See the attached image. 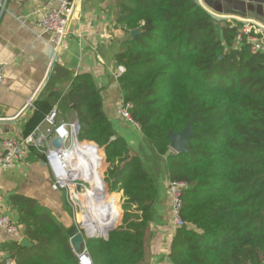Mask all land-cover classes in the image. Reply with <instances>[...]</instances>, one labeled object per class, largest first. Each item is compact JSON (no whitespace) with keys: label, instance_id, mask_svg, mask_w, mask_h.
Wrapping results in <instances>:
<instances>
[{"label":"trees","instance_id":"1","mask_svg":"<svg viewBox=\"0 0 264 264\" xmlns=\"http://www.w3.org/2000/svg\"><path fill=\"white\" fill-rule=\"evenodd\" d=\"M116 16L129 35L116 65L126 69L119 84L134 122L162 156L170 150L169 132L188 124L194 131L190 152L167 158L171 179L188 184L182 208L186 227L176 231L170 259L264 264V52L252 53L247 37L238 47V27L216 25L192 0H122ZM133 31H139L135 38ZM35 107V126L54 107L60 115L75 113L84 140L79 142L99 149L101 157L87 149L96 170L105 161L110 193L108 156L89 141L105 147L116 165L117 188L124 195L119 227L118 195L106 196L93 163L85 175L98 188L99 195L90 190L101 216L117 222L108 241L87 242L93 264H141L156 189L138 154L106 117L93 76H77L66 92L54 91ZM16 199L26 210L27 200ZM26 220L31 233L45 239L18 256L17 264H80L64 226L48 211L33 209Z\"/></svg>","mask_w":264,"mask_h":264},{"label":"crops","instance_id":"2","mask_svg":"<svg viewBox=\"0 0 264 264\" xmlns=\"http://www.w3.org/2000/svg\"><path fill=\"white\" fill-rule=\"evenodd\" d=\"M121 1L80 0L55 60L51 37L40 28L36 15L37 11L49 8V0L0 1V64L6 66L5 78L0 84V154L4 139L25 137L27 131L30 130V134L42 122L35 126L32 119L36 102L47 101L54 91L66 92L77 76L92 75L101 92L106 117L115 132L138 154L156 189L151 222L143 240L144 258L141 264H173L169 256L176 232L173 230L168 186L171 177L166 155L157 152L140 126L126 121L118 113L123 104V92L119 80L115 78L118 68L116 58L122 44L129 38L127 30L117 23L116 12ZM202 2L218 15L264 26V0ZM229 22L238 29L243 25L237 21ZM261 35L260 42L264 47V32ZM236 45L241 46L239 43ZM29 104L31 106L26 110ZM69 115H73L72 118ZM77 119L74 112L60 115L61 121ZM34 150L28 152L23 164L12 169L0 168V204L4 213L20 227L18 235L0 230V264L16 261L18 256L29 252L26 249L45 239L42 235L31 233L26 220L29 211H48L64 226L66 234L69 228L78 223L69 192L52 188L55 181L53 172L45 156L40 153L44 158L40 157ZM75 177L78 176L71 175L68 180ZM90 191L87 190L85 194H93ZM119 192L124 197L123 192ZM73 194L77 196L79 192L74 190ZM16 198L27 200L26 210H22ZM24 238L33 246L23 247L21 242ZM89 240L93 239L86 241L87 253Z\"/></svg>","mask_w":264,"mask_h":264},{"label":"built area","instance_id":"3","mask_svg":"<svg viewBox=\"0 0 264 264\" xmlns=\"http://www.w3.org/2000/svg\"><path fill=\"white\" fill-rule=\"evenodd\" d=\"M79 2L80 0H49V8L47 10H39L36 12L38 25L45 34L51 37L54 52H58L63 40L66 38L69 32V24ZM262 32L264 31L259 26L251 24L242 25L237 36L238 42H241L244 37H247L248 43L251 45L252 53L264 52V48L257 38V35ZM5 71L6 66L0 64V84L4 81ZM125 73V67L119 66L116 70L115 78L120 80ZM131 108V104L123 102L118 113L123 119L139 127L132 119L129 111ZM81 131L82 127L78 119L74 121H61L59 110L57 107H54L29 135L25 137H10L2 141L0 168L4 170L12 169L18 164H23L27 159L28 152L35 149L45 156L53 172L55 181L52 188L56 191L68 190L72 199L71 189H75L76 185L72 183V180H68V176H64L68 174V167L64 163L63 156L73 151L75 143L79 141ZM57 138L63 141L61 148H55L53 146V141ZM168 186L171 194L173 230L175 233L178 229L186 227V222L182 216V208L183 194L188 188V184L185 181L170 179ZM0 230L10 235H18L20 233V227L11 216L4 213L1 204ZM86 253L85 251L78 256L80 264V257L87 256ZM9 264L17 263L14 260H10ZM91 264H93L92 261Z\"/></svg>","mask_w":264,"mask_h":264},{"label":"bare ground","instance_id":"4","mask_svg":"<svg viewBox=\"0 0 264 264\" xmlns=\"http://www.w3.org/2000/svg\"><path fill=\"white\" fill-rule=\"evenodd\" d=\"M95 150L98 151L97 149ZM63 160L64 163H66L65 165L68 167V174L64 176H68V178L71 175L78 176L70 180L85 179L88 184H91L88 179L83 178L81 176L83 175V173V176H85L91 171L92 163L94 164L93 174L99 176L100 172L102 173V169L101 171L100 168H97L96 170V163L88 154L86 148L82 147V144L79 141L75 143L73 151H70L69 153L63 156ZM103 186H106L105 183H103ZM72 190L74 191L73 188ZM73 191L71 194L73 202L79 207L78 222L88 232V234L90 233V229L92 228L96 230L98 234L108 238L110 233L114 230L115 225H112L111 221L106 220L101 216L97 207V199L95 192L92 191L93 194H85L79 192V195L76 196L73 194Z\"/></svg>","mask_w":264,"mask_h":264},{"label":"water","instance_id":"5","mask_svg":"<svg viewBox=\"0 0 264 264\" xmlns=\"http://www.w3.org/2000/svg\"><path fill=\"white\" fill-rule=\"evenodd\" d=\"M197 6L201 7L203 10H205L209 16L212 18L213 22L218 25L222 22H229V21H237L239 23H242L243 25L245 24H251V25H255V26H259L263 29L264 31V26H260L259 24L255 23V22H251V21H243V20H238L236 18H231L229 16H221L218 15L214 12H212L211 10H209L202 2V0H192ZM139 34V31H133L131 33L132 38H135L137 35ZM262 44V42L260 43ZM54 60L56 59V56ZM31 105H27L26 106V110L30 107ZM194 135V131L191 127L190 124H188L186 126V128H184L183 130H181L180 132H169L168 137L170 139V150L167 152L166 154V158H168L172 153H176V154H180V153H189V146H190V141L191 138ZM63 145V141L60 138H57L53 141V146L55 148H61ZM46 164V163H44ZM73 201V199H72ZM83 229V230H82ZM67 236L70 238V243L72 245V248L75 252V254L77 256H80L81 254H83L86 250H85V245H86V241L87 239H103L105 241H108L111 236L107 237H100V236H91L88 234V232L78 223H76L75 225H73L71 228H69L67 230ZM21 245L23 247H32L33 244L29 242V240L27 238H24L21 242ZM86 255L89 257V254L86 253ZM89 259H91L89 257ZM92 261V260H91Z\"/></svg>","mask_w":264,"mask_h":264},{"label":"rangeland","instance_id":"6","mask_svg":"<svg viewBox=\"0 0 264 264\" xmlns=\"http://www.w3.org/2000/svg\"><path fill=\"white\" fill-rule=\"evenodd\" d=\"M261 34H263V32L261 33ZM261 34H259V35H257V38L259 39V41H261V39H260V36H262ZM237 41H238V39H237ZM239 44L241 43V42H238ZM72 116L73 115H69V118H72ZM80 137H81V135H80ZM80 137H79V141L81 140L80 139ZM81 141H84V140H81ZM89 142H91V143H94V144H96V145H98L97 144V142H94V141H89ZM82 145H85V146H87L86 144H82ZM99 147H101L100 145H98ZM88 148H90V149H88V148H86V150L88 149L90 152H95V153H97V155H99L100 156V154L98 153V151H96L95 149H97V150H99L96 146H91V147H89V146H87ZM92 148V149H91ZM94 148V149H93ZM104 150V152L106 153V155L108 156V161H109V165H110V177H109V180H110V185H111V189H112V192L110 193V192H108V189H107V186H105V190H106V196L107 197H117L116 195H118V197L115 199V206L117 207V209H118V212H119V216H118V220L117 221H119V218H120V216L122 215V219H121V221H120V223H119V225H118V227L119 226H121V224H122V221H123V218H124V211H123V202H124V200H123V197H122V193L121 192H119V189L117 188V184H116V179H115V172L117 171L116 170V165L115 164H112V162H111V160H112V158H111V156L105 151V148L104 147H101V151H102V153H103V150ZM87 150V152H88V154L90 155V153H89V151ZM101 157V156H100ZM103 158H104V154H103ZM105 169H106V164H105V161H104V168L102 169V179H103V183H105ZM83 177V176H82ZM83 178H85V176L83 177ZM72 183L73 184H75L76 185V188L74 189L75 191H78V192H80V193H85L87 190H90V189H92V190H94L98 195H99V191H98V188L96 187V185H91V184H88L87 182H86V180L84 179V180H81V179H75V180H72ZM106 185V184H105ZM68 191V190H67ZM72 189H71V194H72ZM68 193V192H67ZM69 197H70V199H71V196L69 195ZM71 202V201H70ZM74 203V202H73ZM72 203V209H73V213H75V218L78 220L79 219V207L74 203L73 204ZM124 209L126 210V208L124 207ZM80 224V223H79ZM116 224H117V222H116ZM116 224H115V226H116ZM81 225V224H80ZM82 226V225H81ZM118 227H117V229H118ZM91 230V236H97V233H96V230H94V229H90ZM99 236H101V237H103L102 235H100L99 234Z\"/></svg>","mask_w":264,"mask_h":264},{"label":"clouds","instance_id":"7","mask_svg":"<svg viewBox=\"0 0 264 264\" xmlns=\"http://www.w3.org/2000/svg\"><path fill=\"white\" fill-rule=\"evenodd\" d=\"M81 264H91V260L87 256L80 257Z\"/></svg>","mask_w":264,"mask_h":264}]
</instances>
